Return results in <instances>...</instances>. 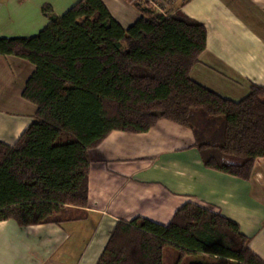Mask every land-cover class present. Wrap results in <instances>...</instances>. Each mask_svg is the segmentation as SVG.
I'll return each mask as SVG.
<instances>
[{
    "label": "trees",
    "instance_id": "16d2710c",
    "mask_svg": "<svg viewBox=\"0 0 264 264\" xmlns=\"http://www.w3.org/2000/svg\"><path fill=\"white\" fill-rule=\"evenodd\" d=\"M135 5L140 17L124 27L101 0H77L60 17L45 4L48 27L0 37L1 54L35 65L22 95L36 104L14 143L0 139V221L75 219L72 207L88 205L89 149L113 130L142 133L160 119L192 131L205 167L251 178L264 156V85L252 83L239 100L203 86L190 72L205 25L183 11ZM28 156L37 159L16 169ZM250 241L222 211L187 201L167 224L117 220L95 264H264Z\"/></svg>",
    "mask_w": 264,
    "mask_h": 264
},
{
    "label": "crops",
    "instance_id": "0c3cea01",
    "mask_svg": "<svg viewBox=\"0 0 264 264\" xmlns=\"http://www.w3.org/2000/svg\"><path fill=\"white\" fill-rule=\"evenodd\" d=\"M76 1L0 0V37L35 34L52 22L43 5L60 17ZM101 1L124 27L140 17L138 1H159L165 14L183 11L201 21L206 46L190 74L203 86L239 100L252 83L264 85V0ZM34 69L26 58L0 53V139L6 143L34 120L36 104L22 95ZM88 155V205L73 206L77 217L60 223L1 220L0 264H95L117 220L145 216L167 224L187 201L235 220L264 259V156L249 180L207 168L192 131L167 119L142 133L113 130ZM36 159L14 166L19 170Z\"/></svg>",
    "mask_w": 264,
    "mask_h": 264
},
{
    "label": "built area",
    "instance_id": "2783aa9c",
    "mask_svg": "<svg viewBox=\"0 0 264 264\" xmlns=\"http://www.w3.org/2000/svg\"><path fill=\"white\" fill-rule=\"evenodd\" d=\"M152 4H154L155 7H157L161 11H163L158 1L157 2H153Z\"/></svg>",
    "mask_w": 264,
    "mask_h": 264
},
{
    "label": "rangeland",
    "instance_id": "374dc122",
    "mask_svg": "<svg viewBox=\"0 0 264 264\" xmlns=\"http://www.w3.org/2000/svg\"><path fill=\"white\" fill-rule=\"evenodd\" d=\"M79 96H80V95H79V91H76V93H75V99H76V100H79ZM255 162H256V161H255ZM254 167H255V164H254Z\"/></svg>",
    "mask_w": 264,
    "mask_h": 264
}]
</instances>
